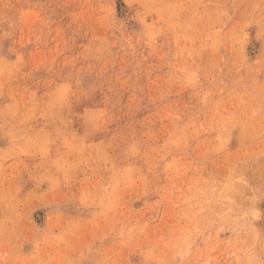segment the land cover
Here are the masks:
<instances>
[{"label": "rangeland", "instance_id": "374dc122", "mask_svg": "<svg viewBox=\"0 0 264 264\" xmlns=\"http://www.w3.org/2000/svg\"><path fill=\"white\" fill-rule=\"evenodd\" d=\"M0 264H264V0H0Z\"/></svg>", "mask_w": 264, "mask_h": 264}]
</instances>
